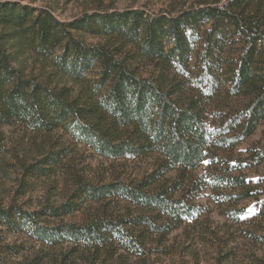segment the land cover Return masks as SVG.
<instances>
[{"label": "trees", "instance_id": "16d2710c", "mask_svg": "<svg viewBox=\"0 0 264 264\" xmlns=\"http://www.w3.org/2000/svg\"><path fill=\"white\" fill-rule=\"evenodd\" d=\"M251 2L255 3L250 6ZM20 7L23 16H15L14 8H9L0 21L21 28L29 22L26 46L38 60L34 64L39 69L50 68V74L39 71L33 75L15 67L0 40V153L4 142L1 127L17 123L33 138L44 141H50L47 135L53 130L72 129L98 154L112 159L154 158L151 170L141 177L94 183L73 175L76 188L67 202L45 204L17 215L21 222L30 223L32 235L41 242L29 263L85 264L88 259L94 263L107 245L112 250L110 263L118 248L139 255L155 233L165 236L181 225L183 214H190L192 207L176 192L182 185H191L203 161L215 157L217 163H225L227 183L239 188L238 197L249 196L245 178L232 174L220 148L249 137L264 120V31L258 20L264 0L191 6L164 26L160 19L146 20L137 9L96 18L86 14L63 23L49 12L28 18L29 7ZM222 17L232 19L247 35V47L239 61L232 62L228 85L220 84L228 99L241 101L234 102L225 116L228 121L221 119L213 126L208 107L179 78L173 62L185 55L178 35L181 26L211 22L213 30ZM74 32L101 40L86 43ZM166 38L173 40L167 47ZM142 62L149 68L146 74L140 69ZM61 78L69 84H60ZM210 81L205 85L209 87ZM252 154L264 160V145ZM40 158L27 166L31 177L54 169L67 173L59 153H45ZM169 173L175 174V180ZM222 180L217 175L214 182ZM175 182L177 187L172 186ZM203 185H207L206 179ZM12 213L15 211L0 209L2 222L10 223ZM74 213L81 214L77 220L62 221ZM42 217L60 221L56 229H50L49 224L39 223ZM57 234L70 236L71 257L57 247L61 242ZM260 239L263 237L256 240Z\"/></svg>", "mask_w": 264, "mask_h": 264}, {"label": "rangeland", "instance_id": "374dc122", "mask_svg": "<svg viewBox=\"0 0 264 264\" xmlns=\"http://www.w3.org/2000/svg\"><path fill=\"white\" fill-rule=\"evenodd\" d=\"M227 1L0 0V4H3L0 15H6L9 8H14L15 16H23L20 5H26L29 7L28 15L25 14L28 18L49 12L58 21L66 23L86 14L96 18L112 11L137 9L146 20L160 19L164 26L168 19L176 16L182 9L199 4L223 6ZM254 3L251 2L250 6ZM258 15L261 31H264V18H261L264 16V7L258 11ZM28 23L21 28L13 23L3 24L0 21V40L15 67H22L25 72L30 71L33 75L42 71L46 76L50 74V68L39 69L33 62L38 60L26 46L30 39L26 26ZM210 25L211 22H203L179 28V40L185 45V55L183 59L173 63L179 78L184 79L185 85L200 97L204 103L202 105L208 107L214 126L221 119L228 121L225 116L234 108V102L238 104L241 101L238 98L228 99L220 84L228 85L231 64L239 61L245 51L247 35L227 17L219 18L217 27L213 30ZM73 34L86 43L101 40L85 33ZM165 41V47L173 42L168 38ZM140 69L145 74L149 71L145 62L140 63ZM209 81L208 87L205 83ZM64 83L69 84V81L61 78L60 84ZM1 130L4 142L0 153V209H9L15 213H12L14 216L10 223L5 224L0 219V264H31L29 260L41 249V242L32 235L30 223L21 222L17 215L38 210L45 204L67 202L76 188L72 182L73 175L90 182L102 183L113 178L141 177L151 170L154 163L151 155L117 159L100 155L72 129L53 130L47 135L50 141L33 138L32 134L24 131L17 123L3 125ZM261 145H264V120L249 137L237 140L232 146L224 145L220 148L222 159L229 161L233 168L232 174L245 178V189L249 193L247 198L240 199L239 188H232L227 183L225 163H217V157L203 161L195 170L191 185H182L176 192L192 207L190 214H183L180 226L167 232L165 236L155 233L139 255L118 248L110 263L109 252L112 250L106 244L107 249L103 250L98 260L91 263L88 259L84 263L264 264V160L260 161L252 154ZM45 153H59L67 173L54 169L42 176L31 177L27 174V166L39 161ZM204 173L212 175L204 177ZM167 175L175 180V174ZM217 175L223 179V183L214 182ZM204 179L207 185H203ZM176 184L178 183L175 182L172 186L177 187ZM85 205L86 202L82 203L81 208ZM78 215L81 214L65 216L62 221L77 220ZM59 221L42 217L39 223L49 224L50 229H56L55 225ZM257 237H263V240H256ZM57 238L61 241L56 244L57 247H63L71 257L73 248L69 247L73 243L70 236L57 234Z\"/></svg>", "mask_w": 264, "mask_h": 264}]
</instances>
